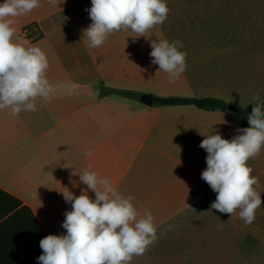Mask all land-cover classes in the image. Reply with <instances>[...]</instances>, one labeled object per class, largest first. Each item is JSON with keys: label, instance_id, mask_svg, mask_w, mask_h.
I'll return each instance as SVG.
<instances>
[{"label": "crops", "instance_id": "1", "mask_svg": "<svg viewBox=\"0 0 264 264\" xmlns=\"http://www.w3.org/2000/svg\"><path fill=\"white\" fill-rule=\"evenodd\" d=\"M176 2L166 0L169 9ZM40 3L10 19L19 42L46 53L45 75L53 90L48 100L36 98V111L13 116L0 110V191L30 208L46 236L67 234L64 213L72 207L61 192L79 196L87 190L79 179L82 171L95 172L122 195L133 196L141 214L150 208L154 224L165 221L167 208L177 213L178 208L203 205L212 189L201 178L207 152L199 147L205 138L200 133L218 132L231 140L241 134L240 116L193 105L148 106L141 97H213L245 108L262 91L247 74L249 63H264V55L248 54L249 47H264V23L246 27L236 41H181L183 48L230 49L187 53L185 73L169 83L167 74L152 63L147 32L136 37L130 29L121 30L91 48L83 38L92 23L85 11L91 0ZM32 25L41 37L30 42L23 30ZM88 150L91 156L85 155ZM88 195L95 199L90 190ZM9 203L14 202L0 194V215ZM165 237L159 236L158 247L150 246L130 264H186L178 257L183 249L165 248ZM12 248L25 251L26 244ZM153 255L158 258L147 257ZM162 257L164 262H159Z\"/></svg>", "mask_w": 264, "mask_h": 264}, {"label": "clouds", "instance_id": "2", "mask_svg": "<svg viewBox=\"0 0 264 264\" xmlns=\"http://www.w3.org/2000/svg\"><path fill=\"white\" fill-rule=\"evenodd\" d=\"M48 2L58 6V0ZM40 6V0L0 3V110H9L13 116L22 110L36 111V98L48 100L53 90L45 75L49 68L46 53L19 42L10 19ZM85 11L92 23L83 30V38L89 41V47L97 48L110 34L121 30L145 36L148 30L164 24L170 9L166 0H91V7ZM183 47L179 40L151 42L152 63L159 66L158 72L167 74L169 83L187 69V53L178 50ZM253 101L247 117L250 127L238 129L242 134L228 140L218 132L200 133L205 138L199 145L207 152V168L201 178L217 193L208 211L232 216L239 209L245 225L255 221L256 210L264 205L257 191L261 189L259 179L248 164L264 147V98L257 93ZM85 155L91 156L92 151ZM78 174L87 190L79 196L69 190L61 192L72 207L64 213L62 227L67 234H50L40 240L38 264H130L133 257L143 256L158 239L151 212L145 209L141 214L132 202L134 197L122 195L107 178L88 171ZM88 190L95 199L89 197ZM224 223L221 221L218 227Z\"/></svg>", "mask_w": 264, "mask_h": 264}, {"label": "rangeland", "instance_id": "3", "mask_svg": "<svg viewBox=\"0 0 264 264\" xmlns=\"http://www.w3.org/2000/svg\"><path fill=\"white\" fill-rule=\"evenodd\" d=\"M162 26L147 31V43L168 39L236 41L246 27H259L264 23V0H176ZM264 24H262L263 26ZM152 49V48H151ZM213 49L230 48H180L186 53H202ZM248 54L264 55V47H249ZM262 67V69L259 68ZM249 82L262 86L264 98V63H249ZM245 108L252 106L253 97ZM253 176L258 177L264 189V147L261 154L248 161ZM260 191L264 199V191ZM217 193L211 190L203 205L195 208H167L165 221L155 224L157 236L165 237V248L183 249L178 257L188 264H264V205L256 210V219L250 225L239 218V209L230 214L210 209ZM173 209V210H172ZM150 211V208H147ZM221 221L226 222L218 227ZM156 240L152 247H158ZM160 245V244H159ZM157 259L158 256H147ZM160 258V257H159ZM164 257L159 262H164ZM155 262V261H154Z\"/></svg>", "mask_w": 264, "mask_h": 264}, {"label": "trees", "instance_id": "4", "mask_svg": "<svg viewBox=\"0 0 264 264\" xmlns=\"http://www.w3.org/2000/svg\"><path fill=\"white\" fill-rule=\"evenodd\" d=\"M114 93L130 98H139L137 92L114 90ZM154 103L159 106L193 105L204 111H231L240 116L242 128L250 127L247 117L251 114L254 105L242 108L230 104L220 98L191 99L182 97H155ZM264 110V108H262ZM242 134V133H241ZM9 203L5 211L0 215V264H38V257L42 254L40 240L46 237L45 232L38 223L31 209L9 195H5ZM26 244L25 251H14L12 245Z\"/></svg>", "mask_w": 264, "mask_h": 264}, {"label": "built area", "instance_id": "5", "mask_svg": "<svg viewBox=\"0 0 264 264\" xmlns=\"http://www.w3.org/2000/svg\"><path fill=\"white\" fill-rule=\"evenodd\" d=\"M23 35L30 42L36 41L41 37L40 30L38 29L36 25H32L28 28H25L23 30Z\"/></svg>", "mask_w": 264, "mask_h": 264}, {"label": "water", "instance_id": "6", "mask_svg": "<svg viewBox=\"0 0 264 264\" xmlns=\"http://www.w3.org/2000/svg\"><path fill=\"white\" fill-rule=\"evenodd\" d=\"M141 101L148 106L154 105V96L152 94H144L141 97Z\"/></svg>", "mask_w": 264, "mask_h": 264}]
</instances>
